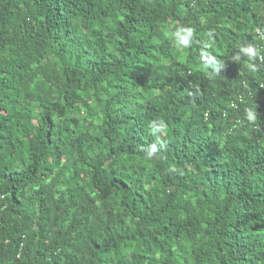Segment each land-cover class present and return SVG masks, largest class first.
<instances>
[{"label":"trees","instance_id":"1","mask_svg":"<svg viewBox=\"0 0 264 264\" xmlns=\"http://www.w3.org/2000/svg\"><path fill=\"white\" fill-rule=\"evenodd\" d=\"M258 32L264 0H0V264H264Z\"/></svg>","mask_w":264,"mask_h":264},{"label":"clouds","instance_id":"2","mask_svg":"<svg viewBox=\"0 0 264 264\" xmlns=\"http://www.w3.org/2000/svg\"><path fill=\"white\" fill-rule=\"evenodd\" d=\"M164 35L167 38H170L177 49H189L195 41L194 29L189 26H178L175 30H166ZM208 37V41L205 47H212L214 45L213 32L211 30L206 34ZM238 51L235 55L232 56L233 61H240L242 57L247 58L249 61L250 70L255 71L256 65L254 61L260 56V49H258L254 44H240L237 46ZM218 62L215 57L209 55L203 50L200 53V64L199 67L201 70L208 72V69H212V73L218 72L219 68H217ZM250 124H255L257 119L259 118L258 112L253 108L245 109V117ZM150 132L154 137V142L148 146L146 149L147 158L152 159L158 152L166 147V144L163 140V136L167 133V124L163 119L153 120L150 123ZM181 170L175 166H171L169 168L170 173H178Z\"/></svg>","mask_w":264,"mask_h":264},{"label":"built area","instance_id":"3","mask_svg":"<svg viewBox=\"0 0 264 264\" xmlns=\"http://www.w3.org/2000/svg\"><path fill=\"white\" fill-rule=\"evenodd\" d=\"M258 34H259V37L261 38V40L264 41V36H262L261 33H259V32H258Z\"/></svg>","mask_w":264,"mask_h":264}]
</instances>
